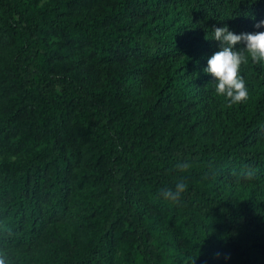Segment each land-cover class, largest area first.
<instances>
[{"label": "trees", "instance_id": "obj_1", "mask_svg": "<svg viewBox=\"0 0 264 264\" xmlns=\"http://www.w3.org/2000/svg\"><path fill=\"white\" fill-rule=\"evenodd\" d=\"M261 20L264 0H0L5 264H264V66L232 107L204 71L213 28Z\"/></svg>", "mask_w": 264, "mask_h": 264}, {"label": "clouds", "instance_id": "obj_2", "mask_svg": "<svg viewBox=\"0 0 264 264\" xmlns=\"http://www.w3.org/2000/svg\"><path fill=\"white\" fill-rule=\"evenodd\" d=\"M254 27H264V20L259 21ZM212 32V39L219 42L220 50L208 59L204 71L214 78L215 93L225 98L228 107L246 103L249 92L241 75V66L248 63L264 66V32L236 34L230 31L227 25L213 28ZM238 44H242L243 47L235 50ZM176 167L183 171L186 165L178 164ZM253 175L251 171L242 172L244 179H251ZM187 187L186 183L178 181L174 190L165 189L162 196L171 204L178 205ZM0 264H5L3 258H0Z\"/></svg>", "mask_w": 264, "mask_h": 264}]
</instances>
